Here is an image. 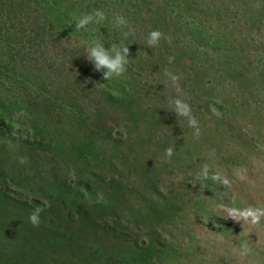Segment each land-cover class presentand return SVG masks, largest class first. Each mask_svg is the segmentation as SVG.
<instances>
[{
  "label": "trees",
  "instance_id": "1",
  "mask_svg": "<svg viewBox=\"0 0 264 264\" xmlns=\"http://www.w3.org/2000/svg\"><path fill=\"white\" fill-rule=\"evenodd\" d=\"M262 4L264 6V0ZM232 5L236 4L233 3ZM191 7L196 9L197 7L227 6L222 1L216 3V0H0V138L4 136L9 140L7 142L11 150H14L15 144L18 142L30 144L29 141H31V143L37 144V149L48 146V143L45 142V136L40 133V126L37 121L29 120V117L33 114L34 109L40 108L41 113L44 108H47L44 100L37 99V93L44 95L46 91L49 95H54L53 89H56L58 83L65 81L64 78L60 79V75H69L68 71L65 72V67H60V64H64V50L81 45V49L77 50L80 57L84 54L89 42L96 41L103 43L104 47L114 55L115 52L121 51L126 46L128 48L137 46V41L142 35L148 39V34L153 30L161 33L158 40H163V44H165L164 51L158 50V46L155 48L161 56H166L167 59L171 57L172 59L169 60L173 64L174 57L179 54L177 51L178 44H183V47H189L192 50V56L196 55L198 58L196 64L199 73L197 76L203 85L208 86L214 76L218 79V83L222 82L221 78L228 77L230 80H237L243 101H248L250 98L256 99L260 96L258 91L264 93V77L262 78L255 69L250 70L251 66L248 61L240 62L234 53L224 50L221 47L220 36L215 32L208 33L209 31L199 22L198 14L192 13ZM97 12L103 14L102 20H99L100 17L95 15ZM88 14H93V21L84 25L83 28L75 30L76 24L79 22L78 18ZM117 17H123L125 23H117ZM171 25L175 29H172ZM180 28L181 31L189 34V36L185 34L188 38L185 35H180ZM176 32L179 33L178 36H175ZM194 35L196 38H193ZM121 39H124V43ZM55 46L63 49L61 51L63 58L58 52H53ZM204 46H210V50L214 51L210 58L206 56L207 52ZM135 52H128L127 54L125 68L131 69L127 71L130 74L127 77L124 76L126 72L124 71L119 75L113 74L106 80L103 77L106 69L101 67L97 70L91 62L87 64V69L98 72L94 91L96 92L95 103L100 107V110L108 111L109 105L117 100L124 102L126 106L132 105L133 108L125 112L124 117L127 116L124 122L123 120L118 121L115 127H110L111 129L108 131L106 128L99 140L111 141L116 146L118 141H120V145L126 144L134 156L133 161L141 162L149 170L152 167L153 173L158 171V177L153 174L145 194L139 198L141 226L136 231L135 222L132 226L123 223L127 219L134 221L132 207L125 200L113 197L111 192H106L101 201L92 200L100 204L97 209L91 212L84 210L86 202L98 196L102 187L100 180L102 175L100 178H94V174L98 173L95 169L100 166V159H103L101 150L94 146L95 141L86 136V140L79 139V142L74 145L73 154H71L74 157V162L79 164L74 167L78 170L76 175H68L64 180L52 181L55 184L50 190H46L44 187L41 190L40 186V193L39 191L33 193L30 187L24 184L25 179L16 180L20 174L12 177L10 167L1 170L0 264H44L41 260L39 263L26 258L24 254L26 250H22L17 241L13 240L18 237L29 218L20 219V213H18L22 206L20 202L31 203L33 210L37 207L43 209V207L48 206L47 210L51 208V211L55 213L50 224L40 225V232L43 234L51 228L52 242L59 248L61 246L60 256L54 260V263L48 262L47 264H207L203 250L215 249V247L211 248L209 246L211 243L207 239L203 241L206 246H201L202 240L207 238L205 235L199 236V233L194 232L189 241L177 238L175 239L176 248L171 251L167 241L150 238L149 241L145 242L137 234L142 230L148 236H157V231L153 225H157L158 221H170L172 218L170 212L166 210L167 207L172 214H176L179 205L180 207L181 205L186 206L188 201L195 203L200 198L199 203H195V212L201 217L210 216L207 225L211 229L221 228V221H218L216 215L212 213L211 201L217 198L226 200V197L232 200V197L235 196L231 204L232 209H243L241 205L236 203L237 199L240 198L239 191L229 189V185H232L234 179L229 180L228 183L221 173L215 170L210 176L209 173L203 174L208 178L201 175L203 171L198 172L200 176H196L198 174L191 175L188 171L190 170L189 166L193 163L188 161L186 163L184 160L178 159L175 153H173V157H176L175 163L171 162L169 166L162 164L155 155L160 147L153 140L154 132H144L142 128L139 129L140 131L137 130L140 128V122L143 121L144 108L142 104H138L137 98L135 103L134 95L129 89V81L133 77L134 71L141 70L144 60L139 49H136ZM135 58H137L136 61ZM162 58L153 57L151 64H157L154 67L156 73L162 78L163 84L174 87V84L169 83L170 79L179 80L181 86L179 82L177 86H179V90L185 92L186 82L180 78V74H185V70L183 69L179 73L177 70L171 69V72L167 71L169 76L167 77L163 72V64H158L166 59L163 58L162 60ZM177 58L185 67L182 54L177 55ZM166 68L169 69L170 67L167 66ZM206 68H211L214 76L205 74ZM1 72L5 73L4 77ZM55 73L58 74L55 75ZM259 76L262 79L260 82L263 83L256 81ZM82 83L85 90H89L90 85L92 86L90 82L84 80ZM212 86L215 88L217 85L212 84ZM185 93L190 94V91ZM157 96L159 97L155 98L160 106L155 103V106H152L150 116L158 112L161 117H166V119L175 117V109L168 103L170 95L166 94L165 98L163 91H160ZM56 98H49L48 100L53 102ZM215 98L213 105L221 106L224 104L217 94ZM103 102L104 104H102ZM86 107L90 111L91 107L87 104ZM86 107H82L79 111L80 116L85 118L88 117L85 111ZM256 107L246 106L244 112L249 113ZM244 108V105L239 102L233 103V111ZM205 113L206 116H209L207 106ZM230 114L228 113V116ZM21 116H26L24 122L18 120ZM211 117L217 121V123H213V130H215L219 125V119L215 118L214 115ZM26 119L30 122L33 121L28 125L31 126L29 129H33L31 132L26 129L28 128ZM156 122L157 118L155 117L150 122L146 121L145 130H152L154 128L152 124ZM231 122V119L224 121L225 128L231 129L230 126L233 127V122ZM24 124L25 127H23ZM238 126H241L239 128L240 133H238L239 129L235 132L241 139L240 144L244 149L237 153L234 147L230 149L229 155H220V161L225 166L232 164L230 172L233 173L237 171L235 170L237 166L243 168V161L250 150L254 153L252 154L253 157L264 159V129L259 128L256 124L251 125L252 128L248 129L241 124ZM20 127L25 128L21 134L17 133L20 131ZM135 130L137 132L133 135ZM12 136H16L13 143L10 140L13 139ZM76 136L79 137V135ZM74 140L75 138H73ZM165 143L166 139L162 138V144ZM144 147L149 149H146V156L150 152L148 161L142 157ZM7 160V155L1 157L0 166L8 163ZM156 161L161 165H156ZM167 166L168 168H165ZM160 167L165 169L162 171ZM136 168L139 169L140 166H136ZM178 172H181L184 177H175L174 175ZM23 173L26 172L23 171ZM163 175H166L168 180L163 178ZM109 198H111V202L107 201ZM45 199L49 201L48 204L41 202ZM261 202L263 203L253 209V214L257 221L264 223V200ZM208 203L209 205H207ZM234 203H236L235 206ZM120 204L126 209L125 220L109 213H118ZM85 211L90 213L88 221L91 223L85 220ZM112 215L113 217H111ZM225 222L223 223L224 226L226 225ZM28 223L31 224V221L29 220ZM207 225L205 224L207 230L210 231ZM97 226L103 230H108L110 234L112 233L113 247L107 248L109 246H106L105 241L99 243L98 238L91 236L94 233L91 227ZM119 228H125V230ZM116 229L117 231H114ZM242 237L246 238V234H242ZM250 241L254 243L251 245L257 243L252 239ZM120 243L121 249H114L115 244ZM62 246L70 250L75 256L71 257L68 254L66 258H63ZM73 246H75L74 252L71 251ZM196 259H198L197 263ZM261 260H263L261 264H264V259ZM222 263H224L223 256L217 255L213 264Z\"/></svg>",
  "mask_w": 264,
  "mask_h": 264
},
{
  "label": "rangeland",
  "instance_id": "2",
  "mask_svg": "<svg viewBox=\"0 0 264 264\" xmlns=\"http://www.w3.org/2000/svg\"><path fill=\"white\" fill-rule=\"evenodd\" d=\"M220 1L224 2L227 7H197L196 9L195 7H191L193 9L192 13L198 14L200 18L199 22L209 31L208 33L215 32L220 36L222 40L221 47L224 50L234 53L240 62L248 61L251 66L250 70L255 69L263 78V0H216V3ZM233 3L236 5L233 6ZM170 27L175 29L172 25ZM181 28L180 35L187 34L185 31H181ZM218 31L219 33H217ZM179 33L176 32L175 36H178ZM187 35L189 36V34ZM123 37L125 38L126 36ZM193 38H196V36L194 35ZM122 41L124 43V39ZM137 42V46L128 48V52L130 53L139 49L144 60V65H142L143 70L141 67L140 71H134L133 77L129 81V89L131 94L133 93L134 95L135 103L137 98L138 104H142L144 108V114H142L143 121L140 122V128L137 130L142 128L144 132H154L153 140L160 147L155 155L160 159L162 164L169 166V163L176 162L175 158L177 157L185 162L193 163V165L189 166L190 170L188 171L191 175H196L198 172L203 171L202 176L207 173L210 176L215 170L221 173L224 180L228 181V183L229 180L234 179L232 185H229V189L239 191L240 198L237 199L236 203L243 207V209H232L231 204L235 196L232 197V200L226 197V200L217 198L211 201L212 213L216 215L218 221H221V228L211 229L207 225L210 216L201 217L195 212V203H199L201 198L195 203L188 201L186 206H178L179 210L176 214H172L168 207L166 208L172 218L170 221H158L157 225H153L157 231V236H148L142 230L138 232L137 236L145 242L149 241L150 238L167 241V245L173 251L176 248L175 239L179 238L189 241L191 235L197 232L199 236H207L200 243L202 247L206 246L203 241L207 239L211 243L209 246L211 248L215 247L216 249H202L205 251L204 256L206 257L207 264H213L217 255L223 256L224 263L222 264H261L263 261L261 259H264V223L255 219L253 209H256L255 207H258L260 203H263L261 201L264 200V159L256 158V156L253 157L252 154L254 153L250 150L243 161V168L241 169L237 166V169H235L237 171L233 173L230 172L232 164L225 166L220 161V157L222 155H229L231 148L235 147V152L237 153L239 150L244 149L240 144L241 139L235 132L241 127L238 125L241 124L248 129L252 128L251 125L256 124L259 128L264 129V93L258 91L259 97L254 100L250 98L248 101H243V95L239 91L237 80H230L228 77H224L220 79L222 82L218 83V79L213 75L211 68H206L207 72L205 74H211L214 77L208 86H205L201 81L199 82V77L197 76V73H199L196 64L198 58L196 55L192 56V50L189 47L185 48L183 44L177 45V51L179 54H182V61L186 64L184 67L177 58L179 54L174 57V64L167 59L168 57L166 58V56L160 55L158 50H165L163 40H158V44H149V40L142 35ZM157 46L159 47L158 50L155 48ZM204 47H206V56L210 58L214 51L210 50V46ZM192 48H194V45H192ZM79 49H81V45L64 50V64H60V67H65V72L68 71L69 75H60V79L64 78L65 81L58 83L56 89H53L54 95H49L46 91L44 95L37 93V99L44 100L47 108H44L41 113L40 108L34 109L33 114L29 117V120L37 121L40 126V133L45 136V142L48 143V146L37 149V144L31 143V141H29L30 144L18 142L15 144L14 150H11L8 147L7 141L9 140L2 136L0 138V158L7 155L8 163L0 166V172L10 167L11 174H13L12 177L20 174V177L16 180L19 179L22 181L25 179L26 182L24 184L29 186L33 193L36 191L40 193V186L41 190H43V187L46 190H50L55 184L52 181L57 179L64 180L68 175H76L78 170L74 167L79 164L74 162V157L71 154H73L74 145L79 142V139L86 140L85 138L87 136L95 141L94 146L102 152L103 159H100V166L95 169L99 174H94V178H100V175H102L100 179L102 187L100 188L98 196L86 202L84 210L91 212L97 209L100 204L92 200L101 201L106 192H111L113 197H119L123 201L125 200L132 207L134 221L127 219L123 223H128L132 226L135 222L137 231L141 226L139 198L145 194L148 184L153 178V174L158 177V171H154L153 173L152 167L149 170L141 162L137 163L133 161L134 156L126 144L120 145V141H118L116 146L111 141L99 140L103 136L106 128H108V131L111 129L110 127L114 128L118 121L123 120L124 122L127 116L124 117L125 112L133 108L132 105L126 106L124 102H118L117 100L115 103L109 105L108 111L106 110L104 112L100 110V107L95 103L96 92L94 91V86L98 79V72L87 69V64L90 61L87 60L84 54L79 57L77 52ZM61 51L63 49L55 46L53 52H58L60 57L63 58ZM30 57L32 58L31 53ZM153 57L166 58L164 60L162 58L163 61H160L158 64H163V72L167 77H169L167 71L171 72V69H175L179 73L184 69L185 74H180V78L187 85L186 91H184H190V94L179 90V86H177L178 82L181 86L179 80L169 78L171 80L169 83L174 84V87L163 84L162 78L156 73V68L154 67L157 64H151ZM136 60L137 58H135ZM167 66L170 68H166ZM129 70H131L129 67L125 68V77L130 75L127 73ZM57 74L55 73V75ZM253 74L255 73L253 72ZM1 75L4 77L5 73L1 72ZM200 76L202 77L201 74ZM260 76L256 81L263 83L260 82L262 80ZM83 80L92 84L89 90L83 89ZM212 84H216L217 86L213 88ZM160 91H163L165 98L166 94L170 95L168 103L175 109V117L166 119V117H161L158 112L150 116L152 106L154 107L155 103L159 105L155 97L160 96H157ZM143 93L146 94L144 95ZM216 94L224 102L223 105L215 106L212 104L216 99ZM49 98L56 99L51 102L48 100ZM177 101L180 102L179 105ZM238 102L243 104L245 108L233 111V103ZM86 104L91 107L90 111L86 107ZM185 104L191 110L188 116L181 113V108ZM206 106L209 116H206L205 113ZM246 106L257 107L249 113H245ZM82 107H86L87 118L79 114ZM228 113L231 114L228 116ZM211 115L219 119V125L215 130H213V123H217V121ZM25 117L21 116L18 120L24 122ZM153 117L157 118V122L152 124L154 128L152 130H145L147 125L146 121L150 122ZM191 118L195 119V125L190 123ZM229 119L233 122H231L233 127L228 124L231 129H227L224 126V121H228ZM31 122L33 123V121ZM31 122L27 121V126ZM25 126L24 124L23 127ZM29 127L31 126H28L26 129L31 132L33 129H29ZM24 130L25 128L20 127V131L17 133L21 134ZM137 130L134 131L133 135L136 134ZM74 132L76 134H73ZM238 133H240V129ZM76 135H79V137ZM12 137L13 139H10L11 143L16 140V136ZM73 138H75L74 141ZM162 138L166 139L164 145L162 144ZM146 149L148 148L144 147L142 157L148 161L150 152L146 156ZM169 149H171V153H169ZM173 153H175L176 157H173ZM161 163L159 164L158 161L155 162L158 166ZM135 165L140 166V168L137 169ZM168 166L165 168H168ZM165 168L160 167V170L163 171ZM23 171L26 173H23ZM174 176L177 178L184 177L181 172L176 173ZM196 176L200 175L198 174ZM163 178L167 179V176L163 175ZM110 199L107 201L111 202ZM41 202L49 203L47 199ZM20 203L22 206L18 213H20V219L25 220L33 212V209L31 208V203ZM236 203L233 205L235 206ZM47 209L48 206L43 207L40 212L38 225H34L32 222L29 224L30 219L28 218V225L24 224L18 237L13 239L17 241V244L20 245L22 250H26L24 252L26 258L39 263L41 260L44 264L48 262L54 263V260L60 256L59 252L61 251V246L59 248L52 242L53 233L51 228L47 229V232L44 234L40 232V225L50 224L55 215L51 211V208L49 210ZM86 211L85 220L91 223L88 221L90 213ZM109 213L118 216L121 220H125L126 209L122 204L119 206L118 213ZM107 216H109L108 213ZM224 221H226L225 226L223 225ZM205 224L210 228V231L207 230ZM119 229L125 230V228ZM91 230L94 231L91 236L98 238L99 243L105 241L106 246H109L107 248L114 246L113 235L108 230H103L98 226L91 227ZM114 231H117V229ZM184 233L186 234L185 236ZM242 234H246V238L242 237ZM26 236L28 237L25 238ZM109 236L110 239L107 240ZM251 239L257 241V243L251 245L254 244L250 241ZM62 248L64 252L62 255L63 258H66L68 254L71 257L75 256L70 250L65 249L63 246ZM115 248L121 249V243L115 244ZM71 251H75V246L72 247ZM197 262L198 259H196Z\"/></svg>",
  "mask_w": 264,
  "mask_h": 264
},
{
  "label": "clouds",
  "instance_id": "3",
  "mask_svg": "<svg viewBox=\"0 0 264 264\" xmlns=\"http://www.w3.org/2000/svg\"><path fill=\"white\" fill-rule=\"evenodd\" d=\"M96 16L100 17L99 20H102L103 14L97 12ZM98 20V21H99ZM78 23L76 24L75 30H79L84 27V25L89 24L93 21V14L84 15L82 18H78ZM117 23H125L123 17H117ZM161 36V33L157 30H153L148 34L149 44H155L158 42V38ZM128 47H124L121 51L111 54L110 50L105 48L103 43L91 41L85 49L84 55L89 60L95 69H100L101 67L105 68L106 71L103 73V77L107 80L113 74L119 75L125 71V64L128 57ZM172 59L171 57L169 58ZM175 79V77H173ZM179 105L180 102L177 101ZM190 108L188 105H183L181 108V113L183 115H190ZM190 123L195 125L196 121L194 118L190 119ZM171 153V149L168 150ZM42 211L41 208L37 207L30 214L29 219L34 225L39 224V214Z\"/></svg>",
  "mask_w": 264,
  "mask_h": 264
}]
</instances>
